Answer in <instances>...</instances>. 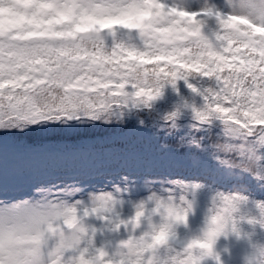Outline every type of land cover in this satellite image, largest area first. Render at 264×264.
I'll list each match as a JSON object with an SVG mask.
<instances>
[{
	"label": "snow or ice",
	"instance_id": "snow-or-ice-1",
	"mask_svg": "<svg viewBox=\"0 0 264 264\" xmlns=\"http://www.w3.org/2000/svg\"><path fill=\"white\" fill-rule=\"evenodd\" d=\"M150 2L157 8L165 7L158 0ZM39 3L51 6L52 0H39ZM234 11L237 15L221 17L210 9L189 14L168 8L167 14L177 19L164 27L174 25L178 33L186 35H178L167 45H146L142 51L131 43L125 46L115 40L106 48L100 34L94 33L82 34L74 40L62 39L57 28L48 25L47 12L40 17L39 30L28 33L27 38L10 29L0 30V97L7 101H0V127L33 126L81 117L94 119L113 108L127 106L126 101L133 96L146 95L147 99L140 102L154 99L165 82L174 86L178 79L212 76L214 87L199 93L204 108L196 112V117L201 121L220 120L227 135L240 141L232 144L230 150L237 152L238 158L251 159V150L245 144L247 138L255 136L264 142V128L253 126L254 122L264 124V0H237ZM198 16H215L223 29V34L215 35L218 43H209L201 35L203 20ZM117 31L108 29L107 34L115 36ZM85 43H91L92 47H85ZM191 48L196 49L195 54L188 55ZM149 57L183 62L169 67L167 74L158 65L152 72L144 73L142 65L153 63ZM228 57L232 58L231 62ZM122 59L128 63H122ZM186 64L190 72L182 71ZM225 67L233 71L221 77ZM125 68L127 71H123ZM196 72L199 76L193 75ZM126 80L133 91L117 95ZM113 82L115 88L110 87ZM137 88H152L153 92L142 94L135 91ZM91 94L98 99L92 100ZM20 170L19 164L6 168L0 157V190L5 185L14 188ZM219 198L226 206L237 199ZM22 206L0 208V221L15 215ZM98 210L105 209L101 205L92 211ZM0 264H6L2 257Z\"/></svg>",
	"mask_w": 264,
	"mask_h": 264
},
{
	"label": "rangeland",
	"instance_id": "rangeland-1",
	"mask_svg": "<svg viewBox=\"0 0 264 264\" xmlns=\"http://www.w3.org/2000/svg\"><path fill=\"white\" fill-rule=\"evenodd\" d=\"M160 2L166 8L183 10L189 14H199L210 9L213 13H219L221 17H226L234 11L237 0H160ZM198 19L203 20L201 35L209 43H218L215 40V35L218 32L223 34V29L220 28L215 16H198ZM100 36L103 38L106 48L110 47L114 40L117 43H131L137 48L141 47L134 36H125L119 30L115 36L108 35L107 32L101 33ZM240 47L244 51L243 47ZM195 51V48H191L187 54L193 55ZM247 54L245 51V55ZM148 59H152L153 63L142 65L141 71L144 73L152 72L158 65L167 74L169 67L178 66L179 63L183 62L169 61L168 59L157 60L153 57ZM228 59L230 62L232 61L231 57ZM121 62L128 63L126 59H122ZM135 63H140V61H135ZM225 69H227L226 75L233 71L231 67H225ZM123 71H127V69L125 68ZM182 71L190 72L191 68L186 64ZM193 75L199 76V72L193 73ZM189 78L199 82L201 86L204 83L206 88H210L209 83L212 76ZM123 83L124 88L117 95L122 96L126 92L133 91L129 81L126 80ZM110 87L115 88L114 82L110 83ZM173 89L172 84L165 83L154 99L140 102L142 99H147L146 95L133 96L129 100H135L137 102L134 104L135 106H130L129 100H127L128 105L123 106L126 114L119 112L115 114H120L121 117L125 118H138V120L130 122L135 129L119 136L111 135L110 139L101 140L97 138L94 141L83 138L84 140L73 145L45 143L35 146H23L21 143L14 144L7 138L0 139V143L5 142L3 150H0V156L5 161L13 160L14 165L19 164L21 168H23L21 164L23 159L29 158L34 161L30 166L29 178L18 175L15 185L17 189L0 194V208L64 203L75 207L78 215L86 209L89 211V216L81 225L84 230L83 237L85 239L91 238L94 245L110 247L122 236L121 233H116L113 230L116 221L129 216L131 205L143 200L149 191L160 192L161 189H164L175 200H178L180 196H185L193 206V215L189 219V228L193 231L200 225L206 207L212 200L220 197V193L229 197L253 193L260 200H263V188L256 184L253 179L245 173L233 171L232 168L225 166L220 160L212 156L218 152L221 153L217 149V145L222 149L225 146L230 148L232 144H239L240 141L232 140L227 135L220 120L209 118L206 121H201L198 119L196 112L203 110L204 105H201L199 101L191 102L186 93H176ZM135 91L143 94L152 93L153 89L137 88ZM91 99L97 100L98 97L91 94ZM192 105L201 107L190 110ZM98 120V117L94 119L81 117L78 120L49 123H63L71 127L89 125L92 129L94 126L92 123ZM39 124L41 123L30 127L39 126ZM162 126H170L173 130L174 128L177 129V133L173 135L174 138L177 142L186 141L188 149L193 150L192 154L178 156L174 147L164 146L159 141V136L151 135L148 130V127L160 130ZM253 126L257 129L264 128V124L261 123ZM189 127L192 133L180 134L181 129L185 131ZM205 130L206 132H204ZM194 131L199 132L195 134ZM89 134L102 136V133L94 131ZM117 142L120 143L119 148L118 145L114 148L105 147L107 144ZM263 143L255 136L249 137L245 141L246 146L251 150L252 157L254 151ZM95 146H103V148L100 152H95L97 159L91 161L86 155V151L92 150ZM55 154L58 162L52 167L44 168L43 163L46 161L55 162L53 158ZM74 162L79 164L78 170H70L69 165ZM132 164L136 168L130 167ZM164 167H167L166 171H163ZM186 168L187 172L183 173ZM100 172H103L104 175L99 174ZM107 172H113V174L109 175ZM34 173L48 175L53 180L61 179V181L55 185H52L53 182H51L45 186L48 180H31L30 176ZM93 173L98 174L97 177H94L98 183L89 182L91 178L88 179V182L82 180V178ZM152 173L155 176L151 175ZM22 181L25 182L22 183ZM7 187L5 185L3 190ZM101 205L105 210H98L93 213L92 210L94 208L100 209ZM185 235L186 233L182 229L179 230L177 242L182 240ZM234 236H241V232L239 230L226 232L219 240V242L221 241L219 246L225 250L232 248L231 252H234L236 248L233 246Z\"/></svg>",
	"mask_w": 264,
	"mask_h": 264
},
{
	"label": "clouds",
	"instance_id": "clouds-1",
	"mask_svg": "<svg viewBox=\"0 0 264 264\" xmlns=\"http://www.w3.org/2000/svg\"><path fill=\"white\" fill-rule=\"evenodd\" d=\"M167 9L157 8L150 0H52L51 6L39 0H0V30L10 29L27 38L39 30L40 17L47 12L48 25L56 27L62 39L118 29L134 36L141 46L136 49L142 51L146 45H167L178 35H186L174 25L164 27L177 19ZM232 167L249 174L254 170L253 163ZM236 198L227 206L219 197L212 200L193 231L189 228L193 206L185 196L175 200L164 189L149 191L131 205L129 216L116 221L113 230L122 236L110 247L94 245L91 238L83 237L81 225L89 216L86 209L78 215L70 204L23 205L15 215L0 221V257L6 264H205L226 232L239 230L243 224L264 232V208H257L258 219L243 215L246 200ZM181 229L186 235L177 242ZM252 253L244 264H264V243L253 245Z\"/></svg>",
	"mask_w": 264,
	"mask_h": 264
},
{
	"label": "trees",
	"instance_id": "trees-1",
	"mask_svg": "<svg viewBox=\"0 0 264 264\" xmlns=\"http://www.w3.org/2000/svg\"><path fill=\"white\" fill-rule=\"evenodd\" d=\"M176 67V66H175ZM227 69H224L223 72L220 73L221 77H224L226 74L225 72ZM238 74V73H237ZM201 82V81H200ZM202 83V82H201ZM203 86L200 85L199 82L192 80L191 78H188L187 81L185 80H180L178 79L175 82V85L173 86L174 89L173 91L176 93H186L188 96V99L191 102L194 101H199L201 105H204V99L202 96L199 94L206 86H204V83H202ZM210 88L214 87V78L212 77L210 83H209ZM195 89V91H193ZM0 101H3L4 103H7V101L4 100L3 97H0ZM54 102V101H50ZM129 105L130 106H135L132 104V101L129 100ZM201 106H194L192 105L190 107L191 109L194 108H200ZM213 107H216L213 105ZM135 110V108H134ZM121 113V114H126V111L124 110V107H119V108H113L103 114H100L98 116L99 120L96 122H93L92 124L94 125L91 129L89 125H77V126H70V125H65L63 123L61 124H51L49 122L47 123H42L44 125V128L40 132V138H55L58 137L59 135H64V136H72L74 134L75 137L77 136H84L88 135L89 133L98 132V133H106L108 134L109 132H118L125 130L127 128H132V123H130L132 120H138V118H125L121 117L120 114H115V113ZM223 114V113H222ZM258 124V122H254L253 125ZM168 129H173L170 126H167ZM34 128V127H33ZM183 131V133L190 132L192 133V130ZM32 130V127L28 125H22V126H17L16 128H13L11 126H3L0 127V135H8L12 137L15 141L19 139H24L25 141L33 140V138H39V137H30L28 138V134ZM199 131H194L195 134H197ZM206 132V130L204 131ZM25 133V134H24ZM229 149V150H225ZM221 159L224 162H232L238 163L241 165H244L246 163H253L254 164V170L253 173L251 174L256 180L261 181L264 183V143L254 151V156H251V159H248L247 156L244 158H238V154H236L234 151H231L229 147L225 146L223 148V152L217 153ZM226 158V159H225ZM229 159V160H227ZM231 160V161H230ZM242 199L246 200V204L244 205L242 209V214L249 216V217H255L259 218V213L257 211V208H264V204L260 205L258 204V201L255 198H247V197H240ZM260 205V206H259ZM247 210V212H245ZM245 226L246 230L249 231H256V233H253L252 241L253 242H259V243H264V232H261L259 228H250L247 224H243ZM205 264H228L220 260H216L211 258V261H206ZM230 264V263H229Z\"/></svg>",
	"mask_w": 264,
	"mask_h": 264
},
{
	"label": "bare ground",
	"instance_id": "bare-ground-1",
	"mask_svg": "<svg viewBox=\"0 0 264 264\" xmlns=\"http://www.w3.org/2000/svg\"><path fill=\"white\" fill-rule=\"evenodd\" d=\"M32 141L40 142L41 140L39 138H33ZM4 144H5V142L0 143V150L1 151L3 150V147H4L3 145ZM117 144H118V148H119L120 147V143H117ZM81 146H84V145H81ZM110 146L113 147L112 145H110ZM102 148H103V146H95L92 150L86 151V155L89 156L91 161L96 160L97 157L95 156V152H100L102 150ZM53 158H54L55 162L51 163L49 161H46L45 163H43L44 164V168L52 167L56 162H58V158H56V154H55V157H53ZM2 159H3L4 165H5L6 168H11L14 165L13 160L5 161L4 158H2ZM98 162H100V161H98ZM32 163H34V161H32L29 158L23 159L21 161V164L23 165V168H21L19 175L28 176V178H29V173H30L29 171L31 170L30 166H31ZM130 167L136 168V166H133V164L130 165ZM69 168H70V170H72V169L78 170V168H80V167H79V164L74 162V163H71L69 165ZM166 169H167V167H164L163 171H166ZM87 171H88V169H87ZM185 172H187V168L184 170L183 173H185ZM89 173H91V172H89ZM99 174H102V176L104 175L103 172H100ZM107 174L112 175L113 172H110V173L107 172ZM97 175L98 174H94L93 173V174H90L89 176H86V177L82 178V180L88 182V179L91 178V180L89 182L98 183L97 181L94 180V177H97ZM151 175L155 176V174H153V173ZM30 178H31L32 181H46V180H48L46 182L45 186H48L49 184H51V182H53L52 185H55V184H57V183H59L61 181V179H54L53 180V178H50L48 175L44 176L42 174H37V173H34L32 176H30ZM24 182L25 181H22V183H24ZM16 189H17L16 187L11 188V189L9 187H7L5 190H0V194L3 193V192H6V191H13V190H16Z\"/></svg>",
	"mask_w": 264,
	"mask_h": 264
}]
</instances>
